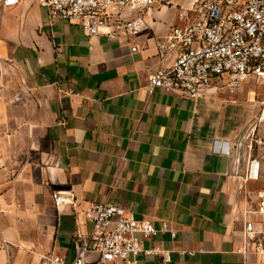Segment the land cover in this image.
I'll list each match as a JSON object with an SVG mask.
<instances>
[{
    "label": "crops",
    "instance_id": "0c3cea01",
    "mask_svg": "<svg viewBox=\"0 0 264 264\" xmlns=\"http://www.w3.org/2000/svg\"><path fill=\"white\" fill-rule=\"evenodd\" d=\"M3 1L0 60L22 68L46 114L29 144L0 145V264L74 261L77 234L92 230L86 211L107 202L158 230L144 250L170 261L143 253L138 264H264L254 247L238 252L264 193V146L253 150L251 134L234 127L227 107L235 102L220 97L230 93L214 87L191 100L149 88L178 56L169 37L186 24L178 10L156 6L139 36L112 40L51 19L43 0ZM225 142L230 154L215 152ZM253 159L258 181L246 179ZM58 190L71 191L76 206L56 207Z\"/></svg>",
    "mask_w": 264,
    "mask_h": 264
},
{
    "label": "built area",
    "instance_id": "2783aa9c",
    "mask_svg": "<svg viewBox=\"0 0 264 264\" xmlns=\"http://www.w3.org/2000/svg\"><path fill=\"white\" fill-rule=\"evenodd\" d=\"M3 3L11 7L19 0ZM43 4L51 19L77 24L88 36L102 35L112 40L139 36L146 25L145 14L154 7L176 8L179 18L186 22L173 28L169 36L179 50L178 56L170 67L150 76V90L159 88L197 100L214 87H224L234 94L246 82L264 86V0H193L184 7L173 0H43ZM138 47L135 44L132 51ZM215 147L218 154L229 155L234 145L225 142ZM260 178L261 164L253 159L246 179ZM52 199L56 207L76 206L69 190L55 191ZM251 213L257 218L244 224V242L238 249L241 254L252 247L264 253V193L259 194ZM86 218L92 230L88 237L77 234L79 250L74 261L46 255L43 264H138L143 253L160 255L164 263L170 261L168 252L144 250V242L158 230L123 208L110 202L92 204ZM166 230V226L162 228Z\"/></svg>",
    "mask_w": 264,
    "mask_h": 264
},
{
    "label": "rangeland",
    "instance_id": "374dc122",
    "mask_svg": "<svg viewBox=\"0 0 264 264\" xmlns=\"http://www.w3.org/2000/svg\"><path fill=\"white\" fill-rule=\"evenodd\" d=\"M185 1L177 2L184 4ZM236 93L218 97L235 102L227 107L228 113L233 114L234 127L243 126L242 133L251 134L252 149L257 151L264 146V86L246 82L244 90ZM45 108L22 68L11 61L0 60V145L6 148L29 144L31 129L45 117Z\"/></svg>",
    "mask_w": 264,
    "mask_h": 264
}]
</instances>
